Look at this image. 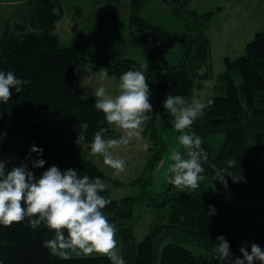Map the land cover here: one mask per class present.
I'll list each match as a JSON object with an SVG mask.
<instances>
[{"label": "trees", "instance_id": "obj_1", "mask_svg": "<svg viewBox=\"0 0 264 264\" xmlns=\"http://www.w3.org/2000/svg\"><path fill=\"white\" fill-rule=\"evenodd\" d=\"M18 2L25 5V17L0 25V71H12L23 82L21 93L12 89L11 100L0 103V160L6 162V170L26 164L39 178L57 166L62 172L73 169L81 176L111 180L93 155L82 151V144L91 151L95 133L109 126L95 108L96 98L82 94L81 70L106 68L119 79L146 65L153 113L143 133L150 140L151 155L133 183L142 193L121 200L108 191L101 193L111 200L103 211L116 225L125 264H232L214 253L221 236L229 243L233 260L243 258L241 247L251 253L253 243L264 250V208L242 209L244 203H264V31L255 34L244 55L225 59V71L207 99L214 103L192 126L209 155L203 175L213 180V187L182 192L169 184L162 192L151 193L153 173L168 152L163 135L174 129V117L163 102L169 94L191 98L198 82L210 79V26L221 9L203 12L195 8L196 0H131L129 47L153 62L144 64L137 58L94 60L87 57L82 42L64 44L57 34L66 12L62 0ZM178 44L179 60L170 65V50ZM120 135L110 128L105 138ZM217 135L224 141L214 150L206 139ZM32 146L43 149V155L32 153L28 159ZM37 159L46 162L43 168L33 167ZM230 159L235 160L231 168L226 163ZM210 164L232 174L225 177L227 189L216 181ZM148 212L152 221L139 241L136 226ZM53 238L44 225L33 230L27 219L11 227L0 225V264H111L103 256L67 260L52 256L43 242ZM186 245L200 247L210 256L196 255Z\"/></svg>", "mask_w": 264, "mask_h": 264}, {"label": "clouds", "instance_id": "obj_2", "mask_svg": "<svg viewBox=\"0 0 264 264\" xmlns=\"http://www.w3.org/2000/svg\"><path fill=\"white\" fill-rule=\"evenodd\" d=\"M145 67L141 65V70H129L122 74L116 95L109 94L105 87L109 80L106 68L96 73L100 86L91 88V95L96 98L95 108L104 114L109 128L95 133L90 154L102 157L103 164L113 169L116 175L126 170V161L114 155L113 150L127 146L133 140H141L146 122L152 119L153 106L143 71ZM22 84L14 72L0 71V103L7 104L11 100L12 89L17 94L21 93ZM85 95H88L87 88ZM213 103L211 99L205 102L193 97L188 101L181 95L172 94L167 95L163 102L164 109L174 117L175 130L180 133V147H174L168 158L167 180L182 192L196 191L205 179L203 164L208 162L209 155L202 146L201 137L192 131V126ZM110 128L121 133L119 139L105 138ZM32 153L42 156L43 149L32 146L28 159H31ZM45 163L43 159L32 162L37 169L43 168ZM226 163L231 168L235 160L230 159ZM210 167L215 171L216 181L227 189L225 177L232 174L214 164ZM107 187L101 178L81 176L73 169L62 172L57 166H52L36 178L26 164L7 171L6 162L0 160V225L11 227L26 219L33 230L44 225L54 233L53 239L43 242L52 256L67 260L72 253L85 256L98 254L110 260L111 264H125L116 239V225L108 220L103 211L111 204V200L101 194ZM240 252L243 258L233 260L229 243L223 236L218 238L214 247L219 260L231 259L232 264H264V250L259 245L253 243L251 253L244 247L240 248Z\"/></svg>", "mask_w": 264, "mask_h": 264}, {"label": "rangeland", "instance_id": "obj_3", "mask_svg": "<svg viewBox=\"0 0 264 264\" xmlns=\"http://www.w3.org/2000/svg\"><path fill=\"white\" fill-rule=\"evenodd\" d=\"M18 1L20 0H0V25L3 23L1 21L4 20L11 21L25 17L23 12L25 7ZM130 1H71L70 3L80 2L85 5H78V8L77 5L73 4L68 6L66 9L68 15L64 20L59 22L57 34L59 33L60 39L66 45H72V43L74 44L78 41L82 42L87 57L94 60L104 58L113 62L116 58H137L144 64H152V60L147 61L148 59L146 60L142 54L132 52L129 47L127 19L130 14ZM195 8H203L201 9L203 12H209L210 9H221L212 20L209 33L212 42L213 73L210 79L199 81L194 95L191 98H186V100L191 101L193 97H196L206 102L217 83L218 76L225 71V59H236L244 55L247 44L253 40L255 34L264 31V0H196ZM98 13H101L100 17L97 16ZM115 15H118V18L112 20V16L115 17ZM127 48L128 50H126ZM113 51H117L118 55L116 57H111ZM169 55L171 58L170 65L176 64L180 57L179 44L170 50ZM99 71L98 69L88 67L81 70V90L84 96H86L85 88H87V96L94 97L91 95V92L92 89L100 86L96 76V73ZM112 78L113 76L109 75V80L105 83V87L109 94L116 95L118 94L119 79L116 77L115 79ZM179 135L180 133L175 128L164 133L163 136L168 145V152L153 173L154 182L149 188V192H162L169 185L167 180V167L170 161L168 158L174 147H180L178 144ZM206 140V143L215 150L222 146L224 136L217 135ZM149 147L150 140L142 133L141 140H133L127 146L122 145L114 149V155L126 161V170L119 175L114 174L113 169L103 164L102 157L93 156L102 171L111 179H104L103 181L108 186L106 191L110 192L115 200L136 197L142 193V189L137 185H133V183L136 179L140 178L145 170L151 155ZM82 151L91 155L88 145L82 144ZM114 180L118 181L119 185H115ZM213 185L212 179L205 178L196 191L212 188ZM262 208H264V203L252 202L242 204L244 211H253ZM142 209H145V207ZM139 211L137 215L140 214ZM151 221L152 217L150 212H148L144 214L136 226V237L139 241H142L147 235ZM186 247L196 255L210 256L209 252L200 247L192 245H186ZM99 256L98 254L85 256L72 253L70 258Z\"/></svg>", "mask_w": 264, "mask_h": 264}, {"label": "crops", "instance_id": "obj_4", "mask_svg": "<svg viewBox=\"0 0 264 264\" xmlns=\"http://www.w3.org/2000/svg\"><path fill=\"white\" fill-rule=\"evenodd\" d=\"M71 1H75V0H62V2H63V4L65 5V9H67L68 8V6L70 5V4H73V5H77V8L79 7L78 5H85V4H82V3H80V2H72V3H70ZM95 1V0H94ZM15 3H17V2H15ZM129 8H130V6H129ZM97 11H98V9H97ZM68 12H67V10H66V12H65V15H64V18H66L67 17V14ZM129 13H130V11H129ZM100 14L101 13H98L97 14V16H99L100 17ZM79 15V14H78ZM83 15H86V14H83ZM80 16V15H79ZM110 17V16H109ZM64 18L62 19V20H64ZM118 18V15H115V17L114 16H112V20H116ZM61 20V21H62ZM60 21V22H61ZM127 21H128V19H127ZM126 50H128V48L126 49ZM118 55V53H117V51H113V54H112V56L111 57H116ZM105 56V55H104ZM103 56V57H104ZM99 57H100V55H99ZM99 59H104V58H99Z\"/></svg>", "mask_w": 264, "mask_h": 264}, {"label": "bare ground", "instance_id": "obj_5", "mask_svg": "<svg viewBox=\"0 0 264 264\" xmlns=\"http://www.w3.org/2000/svg\"><path fill=\"white\" fill-rule=\"evenodd\" d=\"M12 4H13V2H12ZM24 5V4H23ZM25 6V5H24ZM60 8V7H59ZM63 8V11H64V7H62ZM27 9V8H26ZM27 11V10H26ZM59 11H60V9H59ZM61 14V13H60ZM10 19V18H9ZM18 20V19H17ZM1 22H5V20L4 21H1ZM3 24V23H2ZM1 24V25H2ZM59 34V33H58ZM63 41V40H62ZM73 44V43H72ZM70 45V44H69Z\"/></svg>", "mask_w": 264, "mask_h": 264}]
</instances>
